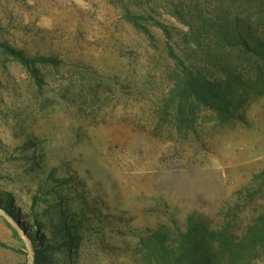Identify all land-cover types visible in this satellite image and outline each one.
<instances>
[{
    "label": "rangeland",
    "instance_id": "obj_1",
    "mask_svg": "<svg viewBox=\"0 0 264 264\" xmlns=\"http://www.w3.org/2000/svg\"><path fill=\"white\" fill-rule=\"evenodd\" d=\"M185 30L163 0H0V206L25 217L18 231L0 213V264H27L33 223L62 244L41 264H141L147 229L192 212L218 226L254 185L264 94L225 124L205 112L187 132L156 126ZM7 45L59 63H37L38 84ZM260 206L264 186L238 222Z\"/></svg>",
    "mask_w": 264,
    "mask_h": 264
},
{
    "label": "trees",
    "instance_id": "obj_2",
    "mask_svg": "<svg viewBox=\"0 0 264 264\" xmlns=\"http://www.w3.org/2000/svg\"><path fill=\"white\" fill-rule=\"evenodd\" d=\"M163 2L186 30L180 34V54L169 47L174 65L167 72L168 89L153 109L156 126L187 132L205 112L223 124L237 118L249 99L264 94V0ZM124 17L140 27L137 17ZM153 22L170 36L166 24ZM143 29L152 39L147 28ZM5 50L29 69L38 84L42 80L36 64L59 63L52 57H29L8 45ZM253 183L238 192L237 200L224 204L218 226L192 212L183 227L174 221L147 229L138 241L141 264H254L264 259V208L254 207L238 222L242 207L252 205L261 193L264 170L253 176ZM8 207L0 206L18 225L24 222L25 217ZM30 226L27 237L34 263H48V254L62 244H42L38 223Z\"/></svg>",
    "mask_w": 264,
    "mask_h": 264
},
{
    "label": "water",
    "instance_id": "obj_3",
    "mask_svg": "<svg viewBox=\"0 0 264 264\" xmlns=\"http://www.w3.org/2000/svg\"><path fill=\"white\" fill-rule=\"evenodd\" d=\"M0 213H2V214L5 216V218H7V219L13 224V226H14V228H15L16 230L20 231V228H19L18 224H17L15 221H12V220L8 217V215H7L5 212H3L1 209H0ZM23 238H24L25 243H26V245H27V247H28V256H29V260H28L27 264H33V262H34V252H33V250H32L31 243H30V241H29L27 235H25L24 233H23Z\"/></svg>",
    "mask_w": 264,
    "mask_h": 264
}]
</instances>
